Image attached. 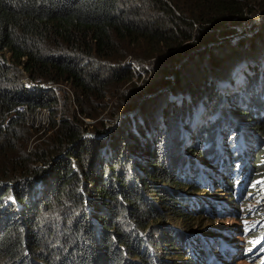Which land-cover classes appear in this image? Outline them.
Returning <instances> with one entry per match:
<instances>
[{
	"label": "trees",
	"instance_id": "obj_1",
	"mask_svg": "<svg viewBox=\"0 0 264 264\" xmlns=\"http://www.w3.org/2000/svg\"><path fill=\"white\" fill-rule=\"evenodd\" d=\"M253 1L257 0H0V264H128L126 257L140 261L135 264H167L172 252L181 250L179 236L162 229L160 240L151 243L146 221L160 211L167 216L189 215L181 194L195 190L188 183L202 176L218 186L214 171L219 174V168L229 167L219 176L230 174L231 161L237 158L229 150L233 143L241 162L242 157L249 161L251 130L260 141L254 162L255 184L264 178V100L262 93L253 92L257 89L256 71L247 76L252 99L222 110L226 131L223 122L214 118L195 130L193 138L200 146L190 149L183 143L195 124L183 122L201 96L194 92L189 103L190 87L169 90L188 100L169 107L167 103L158 117L160 129L154 132L150 126L156 125L157 118L144 114V133H112V145L107 146L105 139L83 138L84 130L74 121L55 119L53 107L57 108L58 99L53 90L32 93L24 86L26 76L33 82L67 84L76 105L72 117L94 120L98 113L92 104L102 102L126 58L136 64L151 62L165 50L194 40L193 47L206 48L189 57L188 67L183 68L186 79L196 78L198 65L219 69L214 65L218 59L203 62L201 57L212 50L217 35L226 38L233 33L219 28L234 16L242 18ZM260 35L261 31L251 41L261 39ZM230 45L214 47L213 52L218 58L238 59L241 51L225 53ZM245 47L249 46L240 50ZM4 51L11 54V65H7ZM182 53L168 57L170 72L175 71V60ZM226 73L233 77L232 69ZM261 81L264 87V75ZM165 86L157 80L151 94ZM214 98L212 113L222 97L216 94ZM146 104L144 101L140 109ZM21 105L27 112L15 110ZM259 108L263 109L261 115ZM38 109L50 114L49 125L41 134L43 125H27ZM199 114L204 117L205 108ZM183 127L185 137L181 135ZM219 127L228 140L222 145L214 141ZM35 135V141L41 142L27 153ZM188 151L197 153L203 163H209L211 157L215 164L210 160L212 166L201 167L187 156ZM48 165L52 166L49 171ZM241 171L248 177L247 169L241 167ZM229 184L231 189L239 186L235 179ZM10 192L16 205L6 201ZM203 210L214 214L209 206ZM260 236L264 238V232ZM154 247L157 252L152 255ZM176 255L183 257L182 253Z\"/></svg>",
	"mask_w": 264,
	"mask_h": 264
},
{
	"label": "rangeland",
	"instance_id": "obj_2",
	"mask_svg": "<svg viewBox=\"0 0 264 264\" xmlns=\"http://www.w3.org/2000/svg\"><path fill=\"white\" fill-rule=\"evenodd\" d=\"M250 5L251 9H249V11L244 10L242 18L234 16L232 20L219 28V30L224 31L231 30L233 33L225 36L226 38L217 35L216 40L213 41L211 45V47H213L212 50L208 51L201 57L203 62H210L214 59H218L217 64L214 65L219 66L221 69H215L211 66L205 65H201L200 67V65H198L197 71L195 72L196 78L189 77L188 80L186 79V71L183 68L185 66L186 68L188 67L189 57L196 51L206 48V46L193 47L194 44L192 43L194 40L189 42V45H187L188 43H185L179 48L165 50L156 56L151 62L140 61L139 64H136L133 63L132 58L129 57L126 58L122 65V69L119 70V76L109 83L107 95L102 102L98 100L92 104V108L98 113L94 120L85 119L79 115L76 116L78 120L72 117L71 114L76 111L73 91L69 89L67 84V93L64 92L66 88L63 85L59 84L55 86L56 84H51L56 87V91H54L56 98L58 99L60 97L57 108L53 107V110L56 112L55 119L58 121L59 118L66 117L69 120L74 121L81 130H84L82 131L83 138L105 139V144L110 146L113 142V138L110 139L112 133L124 131L138 135L144 133V123L142 121V115L144 114L147 116L151 114L152 118L154 116L157 118V120H155L156 125L154 127L150 126L151 128H154V132L155 129H160L161 119L158 117L162 113V110L166 108L167 103V107H169V105H180V101L182 100H188L187 96H177V94L170 93L169 90L179 92L182 90L184 91V89L188 90L190 87L192 88V91L188 94L189 103L190 96L195 95L194 92L199 91L200 93H198V95L201 96L197 99V106L191 108L190 115L188 113V117H186L183 122V125L193 123L195 124L194 126H197L195 128L193 125L191 127L189 126V139L187 141L184 139L185 141L183 144L188 149L193 146H200L198 145V140L193 138L195 130L197 128H202V126L209 125L214 118H217V120L219 119L220 123L223 122L224 116L222 110H224V107L230 106L231 108H234L235 105L238 106L239 104L247 103V99H252L254 91L257 94L262 93L261 99L264 100V87L261 81L262 76L264 75V27L261 28L264 25V0L253 1ZM259 31H261V39L252 42L251 40L257 37ZM237 41H240V43L238 46H235L234 44H236ZM226 43L231 45L226 47L225 53L232 52L236 54L241 51V56L238 59H228V57L225 56H220V58H218L219 54H214V47H219ZM246 45L249 47L240 50V47ZM177 51L178 53L181 51L183 53L179 55L177 60H175L177 61L175 71L170 72L168 67H170L171 61H168L167 59L169 56L175 55ZM230 69L233 71V77H226L229 73L225 74V72H230ZM218 70H220L219 73ZM255 71L258 72L257 81L254 83L257 86V89H253L252 92L246 87V85L249 84L247 76L254 74ZM213 75H217V77L214 78ZM221 77L226 78L222 79ZM26 78L27 76L24 77V80ZM210 78H213V80ZM157 80H162L166 86L157 93L151 94V91L156 88H150L153 87V83ZM191 81L194 82L190 83ZM175 82L176 84H174ZM47 85H49V82ZM182 85H187V87L184 88ZM163 90L165 91L162 92ZM235 92L238 95L237 97ZM213 93H215V96L218 94L223 98V100L222 98L219 100L215 113H212L213 105L216 103L215 96L213 98H208ZM157 94H161L163 98L157 97ZM226 98L230 99L227 100ZM157 99L160 100L156 101ZM144 101H146L147 104L144 106L145 108L143 107L140 109V106ZM201 104L203 105L201 106ZM99 107L100 109H97ZM197 107L200 108H198L196 112ZM204 108L206 114L202 117L200 114L198 115V113L200 112V109ZM135 110L136 112L134 113ZM262 111L263 109L259 108L260 115ZM137 114L139 115L137 116ZM39 119L44 126L39 131V134H41L44 129L48 127L49 122L45 123V115H41V118ZM148 120H151V118ZM42 125L38 124L37 127ZM225 125L226 123L224 122L221 124L224 130L226 128ZM37 127L34 126V128ZM239 127L235 132L236 135L240 130ZM145 128L149 129V127ZM185 132L186 129H184V127L181 128V135H184V137L186 136ZM250 132L253 136V138H251L252 149L249 161L245 159L248 162L247 167H249L248 177H245L244 173L241 171L242 162L239 159L240 154L235 151L233 143L229 150H232L233 155L237 154V158L234 161H231L232 167L230 174L219 176L220 173H227L229 171V167H225L219 168V174L214 171L217 175L216 179L214 176L211 177L215 179L218 184L221 183L220 186H210L203 183L207 182V180L201 176L194 178L195 182L188 183L195 189L194 191L184 190L183 193H181L185 202L184 210H186L189 215H185L184 217H175L173 215L167 216L163 215L160 211L158 216H152L146 221L147 225L149 224L150 226L148 235L151 243L160 240L162 229L174 231L179 236L181 250L172 252L173 254L167 258V264H221V256H223L222 260L227 262L230 254H232V250H228L221 245L218 246L213 240H211V238L214 239V237H217L218 233L223 237L232 240V243L229 246L234 247L237 250L236 255L225 264H256L259 261V255H257V253L254 254V259L251 260V262L247 261L248 259L244 257L245 255L250 254L260 244L264 243V238H261L260 236V234L264 232V178L256 181V184L254 182V162L256 153L260 150V141L252 130ZM225 133L226 132L222 134L221 127L217 128L214 134V141L220 145H222V141H228L225 139ZM37 136L38 135H35L29 143V150L27 153L30 152L35 144H40L41 140L35 141ZM136 137L138 136L136 135ZM253 142L255 143L253 144ZM204 149L207 150V146ZM187 154H189L187 156L194 158L195 162L201 164V167H210L212 166V162L215 164V160H212L211 157L208 158L209 163H203V159L198 157L197 153L188 151ZM101 155L103 156L102 152ZM90 159H92V154ZM210 160L212 161L211 165H208L210 164ZM220 160L221 159H219V161ZM72 162L74 161H71V163ZM236 166L237 168H235ZM47 168V171H49L52 166L48 165ZM123 170H125V168H123ZM191 177L193 179V175H191ZM217 179H219L220 182L217 181ZM234 179L239 183V186L237 188L232 187L231 189L229 183L230 180ZM1 186L13 187L15 185L1 184ZM235 196L236 199H233L232 197ZM6 201L16 205L12 193L9 194ZM205 206H209L211 210H214V214L204 211L203 207ZM231 212H233L232 215L227 214ZM247 230H250V232H247ZM229 231L231 232L228 233ZM221 240L223 239L219 238V241ZM197 242L202 245V249H204V253L200 257H198V251L194 250L197 248ZM53 244L54 241L50 243L52 246ZM56 245L59 246V241ZM226 245L227 244H225V247ZM156 252L157 250L155 247L151 248L152 255ZM195 252H197V256ZM176 253H182L183 257L180 258ZM208 255L209 257H207ZM126 258L128 264L140 262L133 257ZM36 264H41V262L36 261Z\"/></svg>",
	"mask_w": 264,
	"mask_h": 264
},
{
	"label": "built area",
	"instance_id": "obj_3",
	"mask_svg": "<svg viewBox=\"0 0 264 264\" xmlns=\"http://www.w3.org/2000/svg\"><path fill=\"white\" fill-rule=\"evenodd\" d=\"M4 53H5L6 61L9 62V63H7V65H11V63H10L11 62V60H10L11 54L9 52H7V51H4ZM21 60L25 61L24 58H21ZM47 83L33 82V81H30L29 78H26L24 80L25 88H27L32 93H36L37 91H42V92H47L49 90L56 91V89H55L56 87L55 86H57V84L55 86H52V85H54V83L49 82V85H47ZM63 86L66 88V90L64 92L67 93V86L66 85H63ZM59 99H60V97L58 98V100ZM15 110L19 111V112H27L26 111V107L24 105L16 107ZM41 115H45L46 116L45 123L48 122V120H49V112L47 110H45V109H38L32 115V117H30V119L27 120V125H33L35 127H37L38 124L42 125L41 122H40V119H39V118H41ZM33 118L36 119V121L33 122Z\"/></svg>",
	"mask_w": 264,
	"mask_h": 264
},
{
	"label": "bare ground",
	"instance_id": "obj_4",
	"mask_svg": "<svg viewBox=\"0 0 264 264\" xmlns=\"http://www.w3.org/2000/svg\"><path fill=\"white\" fill-rule=\"evenodd\" d=\"M242 159V168L244 169H249V167H247V161L245 160V158H241ZM247 172H249V171H247ZM207 178V177H206ZM210 181H208V182H206L205 184H207V185H210V186H213L211 183H209ZM219 185H221V184H219ZM223 211V210H222ZM232 213L233 212H231V213H227V214H231L232 215ZM219 238H222L223 240H221V241H219ZM201 240V239H200ZM205 240V239H204ZM211 240H213L214 242H215V244H217L218 246L219 245H221V246H224V248H226V249H230V250H232V254H230V257H229V260L228 261H230L235 255H236V252H237V250L234 248V247H230L229 245H231V243H232V240H230L229 238H227V237H223L220 233H218L217 234V237H214V239H212L211 238ZM202 241V240H201ZM228 242V243H227ZM225 244H227L226 245V247H225ZM194 250H197L198 251V257H200V256H202V254L204 253V249H202V245H200L198 242H197V248H195ZM208 251V250H207ZM221 252V251H220ZM196 254H197V252H195ZM207 257H209V255L207 256ZM222 258H223V256H221L220 257V261H221V264H225V263H228V261L227 262H225V261H223L222 260Z\"/></svg>",
	"mask_w": 264,
	"mask_h": 264
}]
</instances>
